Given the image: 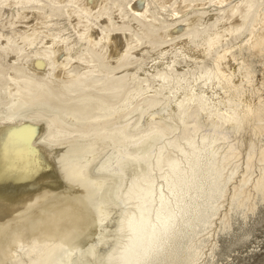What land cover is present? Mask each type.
<instances>
[{
    "label": "bare ground",
    "instance_id": "1",
    "mask_svg": "<svg viewBox=\"0 0 264 264\" xmlns=\"http://www.w3.org/2000/svg\"><path fill=\"white\" fill-rule=\"evenodd\" d=\"M263 206L264 0H0V264H229Z\"/></svg>",
    "mask_w": 264,
    "mask_h": 264
},
{
    "label": "rangeland",
    "instance_id": "2",
    "mask_svg": "<svg viewBox=\"0 0 264 264\" xmlns=\"http://www.w3.org/2000/svg\"><path fill=\"white\" fill-rule=\"evenodd\" d=\"M126 48H129V44H127ZM197 104H199V102H197ZM189 110L191 109L189 108ZM229 116H231V114H229ZM235 116H237L236 112ZM235 116H233V118H235ZM215 118H217V116ZM237 124H239V116H237ZM237 124H235V126H237ZM225 128H227V126H225ZM219 130H223V126H221ZM263 207L262 209H264ZM85 220H87V218H85ZM248 226L252 228V234L246 236L242 242L233 243L229 246L228 239L230 237H220L224 252L234 254V256H231L234 260L230 261L229 264H264V210L257 216L253 217ZM237 232L242 233L241 230H238ZM238 233L236 234L237 237L240 235ZM253 247H257V251L251 252V248ZM232 249H235V251L232 252Z\"/></svg>",
    "mask_w": 264,
    "mask_h": 264
},
{
    "label": "snow or ice",
    "instance_id": "3",
    "mask_svg": "<svg viewBox=\"0 0 264 264\" xmlns=\"http://www.w3.org/2000/svg\"><path fill=\"white\" fill-rule=\"evenodd\" d=\"M141 6H142V5H141ZM19 131L22 132L23 130H19ZM12 134H14V133H11L10 136H11Z\"/></svg>",
    "mask_w": 264,
    "mask_h": 264
}]
</instances>
